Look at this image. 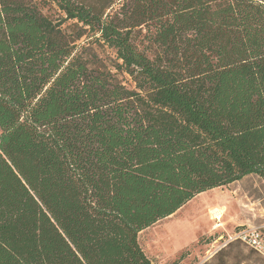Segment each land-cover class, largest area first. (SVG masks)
Segmentation results:
<instances>
[{"label":"trees","instance_id":"obj_1","mask_svg":"<svg viewBox=\"0 0 264 264\" xmlns=\"http://www.w3.org/2000/svg\"><path fill=\"white\" fill-rule=\"evenodd\" d=\"M249 175L264 0H0V264H152L140 232Z\"/></svg>","mask_w":264,"mask_h":264},{"label":"rangeland","instance_id":"obj_2","mask_svg":"<svg viewBox=\"0 0 264 264\" xmlns=\"http://www.w3.org/2000/svg\"><path fill=\"white\" fill-rule=\"evenodd\" d=\"M44 13L56 17L55 9H45ZM95 52L107 64L113 63V55L107 49L95 47ZM119 79L132 87L127 76L120 75ZM263 223L264 181L249 175L196 195L173 215L140 232L138 240L152 264H172L183 253L185 256L178 264H198L221 242L208 243L209 237L213 240L223 235L225 238L239 225L259 226ZM247 251L246 248L231 251L227 263L264 264L259 257L248 256Z\"/></svg>","mask_w":264,"mask_h":264},{"label":"built area","instance_id":"obj_3","mask_svg":"<svg viewBox=\"0 0 264 264\" xmlns=\"http://www.w3.org/2000/svg\"><path fill=\"white\" fill-rule=\"evenodd\" d=\"M218 226V225H217ZM237 240L246 248L252 250L262 258H264V225L253 226L244 225L236 227L231 234L217 237L212 242L221 241L208 256H212L218 249L224 246L227 242ZM215 244V243H214ZM206 260V259H205ZM201 261L200 263L204 262ZM198 263V264H200Z\"/></svg>","mask_w":264,"mask_h":264},{"label":"crops","instance_id":"obj_4","mask_svg":"<svg viewBox=\"0 0 264 264\" xmlns=\"http://www.w3.org/2000/svg\"><path fill=\"white\" fill-rule=\"evenodd\" d=\"M261 225H264V223L261 224ZM219 226H220V224H219ZM239 226H244V225H239ZM259 226H260V225H259ZM234 229H235V228H234ZM234 229H233V230H234ZM231 233H232V232H231ZM227 234H229V233H227ZM227 234H226V235H227ZM220 236H221V235H219V236H217V237H220ZM222 236H223V235H222ZM217 237H216V238H217ZM214 243H217V242H215V241L212 242V244H214ZM247 249H248V248H247ZM210 257H211V256H210ZM210 257L207 255V256L205 257V259L207 260V259H209ZM205 259H204V260H205Z\"/></svg>","mask_w":264,"mask_h":264},{"label":"bare ground","instance_id":"obj_5","mask_svg":"<svg viewBox=\"0 0 264 264\" xmlns=\"http://www.w3.org/2000/svg\"><path fill=\"white\" fill-rule=\"evenodd\" d=\"M219 226V225H218Z\"/></svg>","mask_w":264,"mask_h":264}]
</instances>
